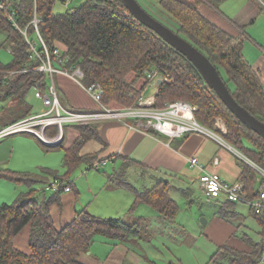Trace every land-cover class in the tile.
Masks as SVG:
<instances>
[{
	"label": "trees",
	"instance_id": "1",
	"mask_svg": "<svg viewBox=\"0 0 264 264\" xmlns=\"http://www.w3.org/2000/svg\"><path fill=\"white\" fill-rule=\"evenodd\" d=\"M56 1L3 0L10 5L14 3L21 26L29 25V35L33 38L36 29L29 23L38 16L39 30L48 47L60 46L67 57L62 66L68 69L80 67L84 71V85L100 83L104 88L103 103L107 106L137 104L139 95L149 84L147 72L159 66V71L171 79L159 84L156 107H163L168 101L186 100L197 106L198 121L208 127L214 126L217 116H224L229 128L225 138L264 168V137L225 104L184 53L137 19L123 0H84L79 6L70 4L64 12L54 11ZM200 1L160 0V8L169 22L159 19L201 49L220 70L236 99L264 120V84L245 56L243 33H231L217 24L201 10ZM6 11L0 10V27L7 32L6 42L14 41L11 47L14 54L9 64L0 61V69L30 68L21 72L7 88L21 94L33 85L46 90L50 83L47 73L36 69L40 61L32 59L26 36L15 28ZM3 86L0 84V90ZM60 97L67 104L66 97L61 93ZM73 125L81 133L69 147H64V174L54 172V178L60 177L66 185L76 176L81 163L93 167L98 158L95 154L81 153L90 138L100 137L96 122ZM240 162L247 200L231 201L207 195L223 200L219 212L228 218H231L229 212L233 204L249 205L259 224L260 239L247 238L251 250L228 245L221 247L212 257L216 261L220 258V264H257L264 252V206L258 211L255 204L249 203L264 189V174L249 161L240 158ZM0 177L30 184L37 181L28 172L2 166ZM43 191L50 189L44 186ZM63 191H55V195L42 200L34 195L36 189L32 188L11 204L0 206V264L78 263L81 252L90 249L97 235L125 240L138 237L144 231L143 221L129 223L122 218L96 215L87 208L78 209L75 219L58 230L50 206L61 200ZM136 197L137 201H147L155 207L164 223L175 221L180 205L170 196L168 181L160 180L144 191L136 190ZM28 224H31V253L17 248L14 242L16 235Z\"/></svg>",
	"mask_w": 264,
	"mask_h": 264
},
{
	"label": "crops",
	"instance_id": "2",
	"mask_svg": "<svg viewBox=\"0 0 264 264\" xmlns=\"http://www.w3.org/2000/svg\"><path fill=\"white\" fill-rule=\"evenodd\" d=\"M200 8L208 17L229 32L243 33L245 56L257 69L264 84V2L262 0H201ZM17 13L16 11V15ZM33 39H37V32ZM7 43L14 54L11 48L14 41ZM43 72L47 73L49 84H51V75L47 71ZM16 78L6 82L3 86L5 88L2 87L0 90V96L13 95L5 101L6 106H0V115H2L0 128L12 121L34 114L31 108L18 112L12 109L15 102L27 100V91L21 94L16 90L10 92L12 89L7 88ZM158 80L156 79V86ZM54 81L59 97L60 93L66 97L67 104L60 97L64 106L77 110L96 108L97 102L94 97L82 83L71 75L57 71L54 74ZM33 86L35 90L41 89L36 85ZM48 88L49 86L46 90H41L47 91ZM111 107L118 109L123 106L112 104ZM133 121V118L127 120L129 123ZM96 124L100 137L90 138L83 146L81 153L95 154L98 158L93 167L90 166L91 164L84 163L83 169L69 181L70 190L60 195V201H54L51 204L54 223L58 230H61L75 219L78 209L87 208L96 215L122 218L129 223L143 221L145 228L138 237L125 240L97 235L90 249L81 252L79 262L70 264H160L164 256L170 260L169 264L177 262L181 264H220V258L216 261L212 257L221 247L228 245L242 250H251L249 240L260 239L259 233L258 235L251 234L248 227L247 232H242L236 225L239 221L243 226L245 216L253 219L251 214L245 215L242 208H238V204H241L247 206L251 212L249 205L243 202L233 204L229 212L231 218L221 215L219 210L223 207L221 202L223 200L207 195L200 186L201 170L196 166H191L190 163V158L196 156L207 165L209 170L218 171L224 179L234 183L241 178L240 158L242 157L239 158L240 155L231 147L223 145L215 137L196 131L169 140L164 134H153L138 126H130L126 121L119 119H105ZM56 132L55 126L48 129L51 135ZM80 133L72 123L66 126L64 140L56 145H47L30 133H18L2 138L4 142L0 139V166H10L14 170L23 172H35L32 173L34 178H37V181H43L45 175L42 177L41 170L49 166L37 159L57 160V166H59L65 152L62 157L59 153H48V151L58 148L64 150V147H69ZM50 155L55 157L52 158ZM216 156L220 158L218 165L213 162ZM109 163H112L110 169H104ZM117 163H121L120 166H117ZM47 164L56 165L53 162L51 164L47 162ZM92 169L95 170L94 174L90 173ZM65 170L66 168L63 172H58L64 174ZM129 171L137 173L139 179L134 178L135 181H130L132 180L130 178L127 181L123 179ZM110 180L111 183H109ZM160 180L169 182L170 196L180 205L175 221L170 224L164 223L158 210L150 203L136 200V190L144 191ZM38 189L36 188L34 195L46 200L49 197L47 195L49 191L44 192L42 189L41 193H37ZM104 189L107 191L101 194ZM23 192L21 191L20 194ZM199 192L202 198L197 196ZM179 194L187 198L185 207L189 210L188 212L186 210L184 218L180 213L184 207L178 199ZM221 198L224 199V197ZM194 202H199L201 207L210 209L206 213L207 216L200 218L193 213ZM203 217L207 219V222L202 221ZM155 220L159 225L155 224ZM161 229L168 230L163 231L164 237H161ZM255 236L259 238L255 239ZM30 240L31 224H28L16 235L14 242L17 248L31 253ZM157 251L162 252L163 257L158 256ZM257 264H264V252Z\"/></svg>",
	"mask_w": 264,
	"mask_h": 264
},
{
	"label": "built area",
	"instance_id": "3",
	"mask_svg": "<svg viewBox=\"0 0 264 264\" xmlns=\"http://www.w3.org/2000/svg\"><path fill=\"white\" fill-rule=\"evenodd\" d=\"M63 1L67 6L73 2V0ZM0 9L8 11L9 20L26 36L32 52L31 57L33 59L37 58L40 61L37 69L40 71H47L52 77V82L49 84L47 91H42L41 89L36 90V95L43 99L46 109L42 112L34 113L12 121L1 127L0 139L18 133H30L38 137L47 145H56L64 140L67 124H89L114 118L126 121L130 126H138L153 134H164L169 140L193 131L210 135L219 140L223 145L231 147L238 155H240V157L249 161L264 174V168L254 163L245 154L229 144L224 136L212 128L200 123L195 114L197 106L186 100L167 102L163 107H156L154 104L155 96L152 94L142 98L135 106L118 109L107 106L103 103L104 88L100 83L94 82L89 85H84L82 81L84 71L80 67L68 69L62 66V63L66 62L67 57L64 56L60 46L56 45L54 48L48 47L39 30L40 19L37 15H35L29 23L34 24L37 32V39H33L29 36V25L26 27L20 25V20L18 15H16L17 10L14 3L10 5L9 3L0 0ZM41 47H43V50ZM56 63H59L60 66L59 64L56 65ZM27 70H30V68L0 69V84H5L13 78H16L21 72ZM57 71L67 73L82 83L98 103V108L77 110L64 106L58 95V88L54 81V74ZM157 74L158 69L156 68L147 72L150 79L156 77ZM159 78L164 80L162 77ZM129 118H133L135 122H127ZM51 126L57 128V132L54 135L48 133V129ZM222 126L226 129L224 123ZM213 162L218 165L220 163V158L216 156ZM190 163L191 166H196L201 170L200 186L208 195L213 197H224L231 201L247 200V192L245 190L246 184L241 178L236 182L231 183L224 179L218 171L209 170L207 165L202 163L196 156L190 158ZM45 187L47 189L53 188L56 191H59L60 189H63L64 191L70 190V186L64 184L60 177H55L54 180L46 184ZM249 203L255 204L259 211L264 206V189L261 190L258 198Z\"/></svg>",
	"mask_w": 264,
	"mask_h": 264
},
{
	"label": "rangeland",
	"instance_id": "4",
	"mask_svg": "<svg viewBox=\"0 0 264 264\" xmlns=\"http://www.w3.org/2000/svg\"><path fill=\"white\" fill-rule=\"evenodd\" d=\"M139 1H140V3L150 13L154 14L156 17H158V18H160V19H162V20H164L166 22H169V20H167L166 17H165L166 16L165 13L160 8V1L159 0H139ZM262 1L264 2V0H262ZM83 2H84V0H73V3L71 5L79 6ZM53 8H54V11L55 12H64L65 10L68 9V6L65 4V2L63 0H57L55 2V4H54V7ZM6 37H7V32L5 31V29H3V28L0 27V61L3 64H5V65L9 64L12 61V58H13V53L10 51V46L6 42ZM154 68L158 69V74H157L156 77H152L149 80V84L146 85L145 89L139 95L140 96L139 97V101L142 98H144L146 96H150V95L153 94L155 96L154 104L156 106V104L158 103L157 93H158L159 84H160L158 82V85L156 86V79L157 78L158 79H161L159 77H162L164 79V81H168L171 78L169 76H167V75H163L159 71V69H160L159 66H156ZM35 91L36 90H35V87L34 86L32 88H30L29 90H27L26 98H27L28 101L26 100L25 102L24 101L15 102L13 104V106H12V109L18 112V111L24 110L25 108H31V112L32 113L44 111L46 109V107H45V105L43 103V100L41 98H39V97L36 96ZM10 97H13V95H10L8 97H6V95L0 96V106L1 107L6 106L5 101H7ZM2 98H4V99H2ZM139 101H138V103H139ZM168 102H172V101H168ZM137 104H135V105H137ZM31 105H32V107H31ZM135 105L133 104L131 106H135ZM1 116L2 115H0V117ZM223 123L225 124L226 129L223 128V126H222ZM209 128H212L213 130H215L216 132H218L219 134H221L222 136H224V138L226 137V135L229 132V128H228V125H227V121H226L225 117L222 116V115L217 116V118L215 120V123H214V126L209 127ZM30 135H32V134H30ZM1 141L4 142V140H2V139H1ZM226 141L229 144H231L227 139H226ZM233 147H235V146L233 145ZM41 148H43V147L41 146ZM50 152H56L57 154L59 153V155H61L63 157L64 150H63V148H58V149H55V150L53 149L51 151H48V153H50ZM50 157L54 158L55 156L50 155ZM239 158H240V156H239ZM49 159L51 160V158H49ZM37 160H39L40 162H42V163H44V164H46V165L49 166V168H43L41 170L42 177L45 175L43 181H35L32 184H30V183H27V182H18L16 180L10 179V178H0V206L3 205L4 203L11 204L19 196V194H20L21 191L30 192V189H32L33 187L35 189L36 188L37 189L39 188L37 193H41L43 187L46 184H48L49 182H52L54 180V174L53 173L56 172V171L63 172L64 169H65L63 159H62V163L59 162V166H57V164H58V161L57 160L47 161V159H45V158H38ZM47 162L50 163V164H51V162H53L56 165H49V164H47ZM120 164L121 163H117V166H120ZM84 166H85V164L84 163H81L79 165L76 173H78L80 170H82ZM110 166H112V163H109L108 165H106L104 167V169L107 168L109 170L110 169ZM2 167H8V168L14 169V168H12L10 166H2ZM28 173L29 174H32V173H35V172L29 171ZM90 173L91 174H94L95 173V170L92 169L90 171ZM32 176H33V174H32ZM129 178L132 179V180H130ZM134 178L139 179V176H138L137 173H133V171H129L123 177V179H125L126 181L127 180L133 181ZM34 179H37V178H34ZM100 181L103 182L102 179H100ZM111 182L112 181L110 180L109 183H111ZM55 191L56 190H54L53 188H51L50 191L47 192V195L48 196H52L51 194L55 193ZM105 191H107V190L104 189L101 194H103ZM64 192L65 191H63L62 193H64ZM173 194H174V196H176L175 193H173ZM197 196H199V197L202 198V194L200 192L197 194ZM178 199H180L181 204L184 207V208H182L180 210V213H182V216L184 218L185 217L184 215L189 210L187 207H185L186 206L185 201L187 200V198L186 197H183V196H181L179 194ZM210 203L215 206L214 203H212V202H210ZM192 206H193V213H196L200 218L202 216H207L206 213H208V211H210V209H208L206 207H201V205H200L199 202H194ZM239 207L242 208L243 213L245 215H250L251 214V216L253 218V219H250L249 217H246L245 216V223H243L244 224L243 226H242V224L239 221H237L236 222V225L239 227V230L242 231V232L243 231L247 232L246 231L247 230L246 228L248 227V229H249L248 231H251L250 232L251 234L258 235V230H259V226L258 225L259 224H258L256 218L254 217L253 213L252 212H249V209H248L247 206H243L241 204H238V208ZM186 210H187V212H186ZM203 213H205V214H203ZM155 224L159 225V223L156 220H155ZM163 231H168V230L167 229H161V231H160L161 237H164ZM258 238H259L258 236H255V239H258ZM160 240H162V239L160 238ZM157 253L159 254L158 256H162L163 257L162 252L157 251ZM187 256H190V254L187 255ZM169 263H170V260L166 256H164L162 262H160V264H169ZM173 264H175V263H173ZM176 264H181V263L180 262H177Z\"/></svg>",
	"mask_w": 264,
	"mask_h": 264
},
{
	"label": "water",
	"instance_id": "5",
	"mask_svg": "<svg viewBox=\"0 0 264 264\" xmlns=\"http://www.w3.org/2000/svg\"><path fill=\"white\" fill-rule=\"evenodd\" d=\"M129 11L140 21L158 32L165 41L184 53L200 71L204 79L215 89L225 104L251 129L264 137V120L253 114L233 95L220 70L212 60L191 41L150 13L139 0H123ZM162 82L161 79L158 81ZM203 222H207L205 217Z\"/></svg>",
	"mask_w": 264,
	"mask_h": 264
},
{
	"label": "clouds",
	"instance_id": "6",
	"mask_svg": "<svg viewBox=\"0 0 264 264\" xmlns=\"http://www.w3.org/2000/svg\"><path fill=\"white\" fill-rule=\"evenodd\" d=\"M233 146V145H232ZM237 149V148H236ZM240 151V150H239ZM241 152V151H240ZM242 153V152H241Z\"/></svg>",
	"mask_w": 264,
	"mask_h": 264
}]
</instances>
